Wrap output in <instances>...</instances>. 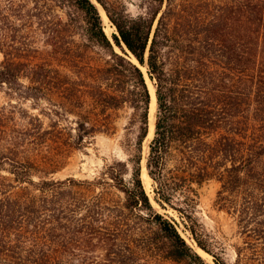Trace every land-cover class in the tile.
I'll use <instances>...</instances> for the list:
<instances>
[{
    "label": "trees",
    "instance_id": "obj_1",
    "mask_svg": "<svg viewBox=\"0 0 264 264\" xmlns=\"http://www.w3.org/2000/svg\"><path fill=\"white\" fill-rule=\"evenodd\" d=\"M73 1L90 48L110 57L101 67L89 65L92 80H74L70 88L62 82L64 91L70 89V113L84 120L79 138L85 140L97 129L112 132L111 112L125 107L133 109L132 122L139 124L136 141L126 143L128 160L107 165L101 179L81 183L122 191L125 201L116 208L145 212L168 258L210 264L186 242L176 222L155 209L147 193L142 162L152 95L146 73L116 51L93 0ZM97 1L118 30L116 44L125 54L123 43L127 46L155 85L156 127L148 143L147 169L156 202L192 219L198 188L215 179L221 183L219 209L237 217L249 239L247 250L263 249L264 254V0H144L145 11L137 16ZM5 57L1 86L18 80L24 65ZM54 130L28 129L20 140L39 145L42 137L53 140ZM23 146L12 142L0 148V171L12 176L0 179V264H70V187L78 183L71 178L36 182L40 166L52 164ZM91 202L94 215L85 225L105 233L106 227L94 223L106 209L104 196ZM190 230L215 263L224 264L197 238L196 228L190 225ZM125 249L130 250L129 244ZM121 258L118 253L109 260Z\"/></svg>",
    "mask_w": 264,
    "mask_h": 264
},
{
    "label": "rangeland",
    "instance_id": "obj_2",
    "mask_svg": "<svg viewBox=\"0 0 264 264\" xmlns=\"http://www.w3.org/2000/svg\"><path fill=\"white\" fill-rule=\"evenodd\" d=\"M93 1L99 6L105 30L116 51L133 60L134 56L124 43L127 54L116 44L113 35L118 34V30L104 7L97 0ZM105 1L116 12L126 11L137 16L145 11L144 0ZM5 53L24 65L18 80L0 85V148L18 142L24 145L23 150L38 153L42 160L51 162L48 168L40 166L33 176L36 182L71 178L78 183L70 187V264H200L194 258H168L164 252L166 246L145 212L132 213L116 208L125 201L122 191L102 185L91 188L81 183L101 179L107 165L128 160L126 143L136 141L139 124L132 122L133 109L125 107L111 112L112 132L97 129L85 140L79 138L84 132L79 131L84 120L70 113V89L64 91L62 82L68 83L70 88L74 80H92L94 75L89 65L101 67L110 57L100 48H90L82 13L74 1L0 0V64L6 58ZM141 67L145 68L150 89L151 86L155 88L147 68ZM156 112L157 106L155 120ZM41 126L44 130H53L55 126L53 140L42 137L43 143L39 145L20 140L26 130L34 131ZM154 135L149 134L144 144L142 177L155 209L176 222L186 242L208 263L216 264L214 255L199 246L190 225L196 228L197 238L220 256L224 264H264L263 249L259 252L247 250L249 239L242 234L237 217L219 209L217 197L221 183L217 180L205 182L198 188L199 201L192 210V219L173 207L163 208L156 202L154 180L145 172L148 143ZM3 177L12 178L6 169L0 171V179ZM126 178L129 180L130 175ZM103 196L106 209L94 223L107 230L95 233L85 221L94 215L91 201ZM112 242L124 248L111 245ZM127 244L129 251L125 249ZM118 253L124 256L120 259L122 262L117 259V263H111L109 258H118Z\"/></svg>",
    "mask_w": 264,
    "mask_h": 264
},
{
    "label": "bare ground",
    "instance_id": "obj_3",
    "mask_svg": "<svg viewBox=\"0 0 264 264\" xmlns=\"http://www.w3.org/2000/svg\"><path fill=\"white\" fill-rule=\"evenodd\" d=\"M133 60L135 61V63H138V61L135 59V57L133 58ZM144 70H145V68H144ZM150 90H151L152 99H151V105H150V127H149V134L150 135H153L155 133V127H156V123H155L156 122V120H155V110H156V106H157V97H156V89L153 86H151V89ZM145 172H146V175L150 178V175L148 174L147 168H145ZM203 253H205V252L203 251Z\"/></svg>",
    "mask_w": 264,
    "mask_h": 264
},
{
    "label": "water",
    "instance_id": "obj_4",
    "mask_svg": "<svg viewBox=\"0 0 264 264\" xmlns=\"http://www.w3.org/2000/svg\"><path fill=\"white\" fill-rule=\"evenodd\" d=\"M128 49V48H127ZM129 50V49H128ZM129 52L131 53V51L129 50ZM132 54V53H131ZM133 55V54H132ZM134 56V55H133ZM136 59V58H135ZM137 60V59H136ZM138 61V60H137ZM138 64L140 65V66H142L141 65V63L138 61ZM148 74V73H147Z\"/></svg>",
    "mask_w": 264,
    "mask_h": 264
}]
</instances>
